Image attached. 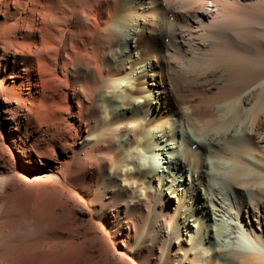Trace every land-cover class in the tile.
Wrapping results in <instances>:
<instances>
[{
    "label": "bare ground",
    "instance_id": "bare-ground-1",
    "mask_svg": "<svg viewBox=\"0 0 264 264\" xmlns=\"http://www.w3.org/2000/svg\"><path fill=\"white\" fill-rule=\"evenodd\" d=\"M179 122L231 192L212 251L220 194L138 152ZM0 264H264V0H0Z\"/></svg>",
    "mask_w": 264,
    "mask_h": 264
},
{
    "label": "rangeland",
    "instance_id": "rangeland-1",
    "mask_svg": "<svg viewBox=\"0 0 264 264\" xmlns=\"http://www.w3.org/2000/svg\"><path fill=\"white\" fill-rule=\"evenodd\" d=\"M129 38L130 36L127 37V42L130 40ZM122 52H127V50L122 49ZM148 97L151 99H155L156 94H149ZM170 138H173V141H170ZM169 139L163 137L161 134H157L154 140L156 147L153 150L151 149L153 152H151L150 155L144 153L142 149H140V151H138L139 154L141 155V157H145L142 158V164L145 167H149L150 169L155 171H158V169L160 168L158 172L163 178V180L160 181V186L164 185L163 187L165 189H167L168 187L173 188L174 186L175 188L173 189H178L179 187H176V185L182 186L179 191H181V189L190 187L196 189L198 188V186H196V183L201 180L203 182V185L201 186L202 188H199L200 192H202V190L207 192V190L209 189V191H211L213 195L214 193L220 194L224 203L220 205V207L223 208L221 212L212 210L210 206L206 208L203 200H200L199 198L200 206H196V212L199 217L203 214V219H201L199 223H201L203 226H207L208 229H211V232H202V237L197 242V244L200 245L203 249L209 251L222 247L229 242V237H232L231 230L234 222L232 221L230 215L225 212V208L227 206L231 207L233 203L231 192H229V188L225 184L226 182H224L225 174L223 173H225V171L217 170L215 168L214 161H212L211 159V156H213V154L217 150V146H213L212 144H210L206 136L201 137L192 134V132L188 131L184 126H182V123L180 122L178 126L174 128V131L172 135L169 136ZM185 147L187 150H194L197 154L199 153V155L202 154V159H200V161L204 163V167L198 170L197 173L190 171L189 166L184 161V151H186L184 149ZM222 164H224L223 161H218V165H220V167H222ZM154 185L157 187L156 181H151L150 186L153 187ZM212 186L214 188H211ZM236 194H239L238 196H236L239 201L247 200L250 195V190H239L236 192ZM214 199L216 200V202H213L212 205L217 208L216 206L218 205L219 201L215 197ZM188 217H190V215H188ZM194 218L196 219V216H193V219ZM238 228L239 232L243 233L242 228L240 226H238ZM191 231L192 230L190 228H187V232H184V234H187V236H189ZM227 233L229 237L227 236Z\"/></svg>",
    "mask_w": 264,
    "mask_h": 264
}]
</instances>
